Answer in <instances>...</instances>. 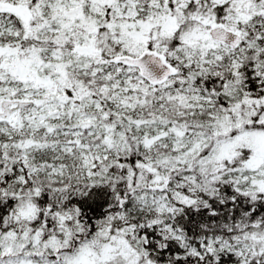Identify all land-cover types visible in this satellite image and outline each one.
I'll return each instance as SVG.
<instances>
[{
	"label": "snow or ice",
	"instance_id": "1",
	"mask_svg": "<svg viewBox=\"0 0 264 264\" xmlns=\"http://www.w3.org/2000/svg\"><path fill=\"white\" fill-rule=\"evenodd\" d=\"M0 264H264V0H0Z\"/></svg>",
	"mask_w": 264,
	"mask_h": 264
}]
</instances>
